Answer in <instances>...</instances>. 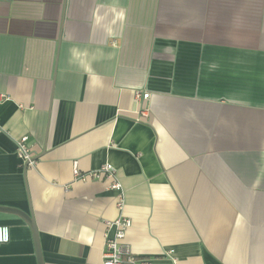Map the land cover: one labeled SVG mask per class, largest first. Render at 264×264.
Returning <instances> with one entry per match:
<instances>
[{
	"label": "crops",
	"instance_id": "crops-1",
	"mask_svg": "<svg viewBox=\"0 0 264 264\" xmlns=\"http://www.w3.org/2000/svg\"><path fill=\"white\" fill-rule=\"evenodd\" d=\"M105 164L120 192L73 177ZM0 207L42 264H99L119 216L137 260L264 264V0H0Z\"/></svg>",
	"mask_w": 264,
	"mask_h": 264
},
{
	"label": "built area",
	"instance_id": "built-area-1",
	"mask_svg": "<svg viewBox=\"0 0 264 264\" xmlns=\"http://www.w3.org/2000/svg\"><path fill=\"white\" fill-rule=\"evenodd\" d=\"M134 99L141 107L139 109V115L141 118L148 116V108L146 102L149 99L148 93L135 92ZM15 153L20 163L24 167H33L36 164L35 155L31 152V148L28 144V137L23 136L15 142ZM73 177L78 181L85 182L89 179L101 180L104 179L107 182V189L120 192V183H118L115 170L110 164H105L99 168V170L81 174L77 167L73 169ZM117 208L122 206V198H119ZM107 228L113 229L114 233L111 238L106 237L104 250L102 253V260L99 264H151L146 259H135L131 255L129 249L125 247L123 241L125 239L126 232L131 227V221L124 216H119L112 222L106 223ZM10 239V231L7 226H0V245L7 244Z\"/></svg>",
	"mask_w": 264,
	"mask_h": 264
},
{
	"label": "water",
	"instance_id": "water-1",
	"mask_svg": "<svg viewBox=\"0 0 264 264\" xmlns=\"http://www.w3.org/2000/svg\"><path fill=\"white\" fill-rule=\"evenodd\" d=\"M24 169L26 170V167ZM0 213H7V214L18 216L25 223H27L28 227L30 228L31 234H32L36 264H42L43 261H42V255H41V250H40V245H39V237H38L37 229L35 227L34 220L32 218L31 213L26 214L16 209L5 208V207H0Z\"/></svg>",
	"mask_w": 264,
	"mask_h": 264
}]
</instances>
